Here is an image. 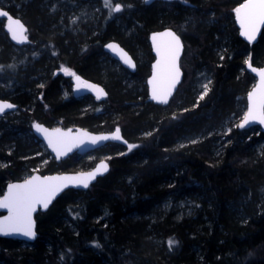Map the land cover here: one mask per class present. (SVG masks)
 Instances as JSON below:
<instances>
[{
	"label": "trees",
	"instance_id": "obj_1",
	"mask_svg": "<svg viewBox=\"0 0 264 264\" xmlns=\"http://www.w3.org/2000/svg\"><path fill=\"white\" fill-rule=\"evenodd\" d=\"M7 1L8 9L26 22L33 36L42 34L54 63L75 67L94 82H103V62H117L103 49L110 40L120 42L131 54L128 41L140 47L138 71L132 74L120 67L142 80L154 60L151 32L170 26L181 36L185 49L184 79L167 106L150 102L146 85L139 98L111 77L108 85L102 83L107 99L86 96L96 105L83 116L80 106L85 98H59L62 90H70L71 79L42 71L51 56L43 52L11 55L14 43L0 26V59L17 65L0 67V74L11 79L7 93L12 100L24 108L21 99L31 94L36 81H48L43 102L37 104L38 114L25 112L22 118L28 115L31 123L38 119L50 126L66 115L63 128L81 126L94 132L120 126L128 145H135L131 150L115 143L103 148L120 152L111 158V171L87 191L65 192L47 212L37 215L39 236L32 255L18 260L5 248L21 241L0 238V260L42 264L48 259L54 263L59 256L61 264H264V150L260 151L264 131L239 127L247 110V94L255 84L247 61L264 66V30L254 45L240 37L235 22L240 1L174 0L147 6L142 0H112L121 5L119 14L126 26L135 27V36L129 39L109 24H101L96 34L94 26L69 33L68 24L63 26L54 11L55 3L62 0ZM204 71L212 76V85L201 98L195 82ZM3 93L0 98L6 97ZM113 116L117 119L112 120ZM13 128L14 136L30 130L23 124ZM252 131L259 132L251 135ZM78 157L54 163L42 173L71 171ZM8 158L14 159V166L1 171L0 181L16 180L22 165L15 155ZM196 197L198 208L188 218L179 220L160 209L173 200ZM170 239L175 241L171 248Z\"/></svg>",
	"mask_w": 264,
	"mask_h": 264
},
{
	"label": "rangeland",
	"instance_id": "obj_2",
	"mask_svg": "<svg viewBox=\"0 0 264 264\" xmlns=\"http://www.w3.org/2000/svg\"><path fill=\"white\" fill-rule=\"evenodd\" d=\"M73 4H67L65 0L59 1L58 3H55L57 6V10L55 9L56 13L60 14V22L64 26L65 24H68V32L76 34L79 32V29L87 26H94V34L99 31L101 28V24L103 26L109 24V27L115 30L114 32H117L122 37L125 38H131L134 37V29L133 26H126V24L123 22L122 17L120 16V12H113L109 8L105 7L104 0H73ZM144 2V0H142ZM10 3L7 0H0V8L7 10L9 8ZM116 4H113V6ZM15 16V15H13ZM2 23V24H1ZM0 26H3L5 28L6 24L5 22H0ZM103 28V27H102ZM51 32V30H50ZM112 32V33H114ZM111 33V32H110ZM42 34L40 32L35 33L34 36L31 37V43L24 45V46H18L14 44V46L11 48V55L12 54H19V55H34V53H44L48 56H51V59L48 60V65L42 70L43 72H50V73H56L58 72L59 75H61L63 78H70L71 79V88L68 92L65 90H62L60 92L59 98H68L67 95L74 96V91L72 87V79L74 75H68L64 69H68L72 73H76V70L70 67L69 65H59L57 63H54L52 60V54L50 53V50L48 49V45L45 41V39L42 38ZM51 36V33L49 35V38ZM134 41V40H133ZM130 48L132 50V54L136 57V61L138 62V65L142 63V54L140 53V47L134 46L132 41H128ZM70 52H72L70 49H68ZM69 52V54H70ZM47 56V57H48ZM28 57H26V60ZM66 62L68 64L71 63V59L65 58ZM15 61L9 62V59L2 60L0 59V67L1 66H8L11 68H16ZM27 63V62H26ZM24 63V64H26ZM57 67H56V66ZM20 66V65H19ZM102 78H103V84H107L108 81H110L111 77L114 78V80L120 81L123 86H126L128 90L133 91L135 93V96L139 98H143V92L145 91L144 86H147V79H139L136 77H132L130 74H128L126 71L122 70L120 67V63L108 61L107 63H102ZM151 68V67H150ZM149 68V72H150ZM46 78L40 79L36 81V84L34 86V90H32L31 94H29L27 97L21 99L23 104L26 106L24 108H20L18 103H16L17 109H15L12 112H9L8 114L0 117V173L1 171H5L11 167L14 166V159L8 158L12 157L13 155L16 156L17 160L22 161V165L18 170L17 173V181L25 180L29 178L33 173L35 172H43L46 168H48L50 165H53L54 163H57L55 160L54 155L49 151L47 145L41 141L32 131L33 124L37 122H42L40 120H35L32 123L28 120L29 116L27 115L26 118H22V115L25 114V112L32 114L35 113L38 114V111L40 110L37 106L39 102H43V96L44 92L47 86ZM196 86L200 90V97H205V91L207 93L209 92L211 85H212V76L204 71L201 74L198 73L196 77ZM108 85V84H107ZM205 85H207V90L205 89ZM255 85V84H254ZM11 86V79L7 76L0 74V93L5 94L6 97L1 98L4 100H11L13 96H9V93L7 91H10ZM81 109L80 114L85 116L89 113L93 112V109L96 105V103L91 100L85 98L81 101ZM66 118L62 115L58 118L57 121H54L50 127H60L62 128V121ZM117 119L116 116H113L112 120ZM242 121V120H241ZM241 121L239 122L241 124ZM13 124H23L27 129H23L22 131H18L17 134L12 135V131L14 130ZM105 124L104 122L101 123V125ZM72 126H74V123H71ZM238 124L236 123V126ZM13 129V130H12ZM230 126H228L226 132H230ZM259 131H252V134H257ZM4 135V138L2 139V136ZM225 137H221L220 142H223ZM18 140V141H16ZM191 141H194L191 139ZM218 143L219 147H222V143ZM97 150L93 153L79 156L73 165V168H71V171H81V170H89L91 169L99 160L105 159V160H111L112 156L114 154H120V152H114L111 153L107 150ZM264 150V142H262V145L260 146V151ZM8 155V157H6ZM3 155V156H2ZM11 181L9 179L5 180L2 179L0 181V198L4 195L6 192L7 185ZM197 199H190V198H183L180 200H173V203H166L164 206H162L161 211H169L172 214H175L176 219L181 220L182 218H188L192 214H194L198 208V198ZM172 200V199H171ZM171 202V201H170ZM165 212V213H166ZM164 214V213H163ZM162 214V215H163ZM157 242H160L162 244V240H157ZM10 243L6 244V252L11 255H15V257L18 260H23L27 255H32V252L35 250V246L33 243L28 242H19V243ZM0 264H9L6 260L1 259ZM30 264H37V263H30ZM41 264V263H40ZM42 264H61V260L58 256V259L54 263L51 262L50 259L45 260Z\"/></svg>",
	"mask_w": 264,
	"mask_h": 264
},
{
	"label": "snow or ice",
	"instance_id": "obj_3",
	"mask_svg": "<svg viewBox=\"0 0 264 264\" xmlns=\"http://www.w3.org/2000/svg\"><path fill=\"white\" fill-rule=\"evenodd\" d=\"M105 7L109 8L113 12H120L122 10L121 5L116 4L113 6L112 0H104ZM237 19L240 22L243 29L242 35H245L249 40L254 39L256 31L260 25H264V0H246L240 7L235 9ZM0 16H8L6 12L0 11ZM10 18V17H9ZM11 19V18H10ZM20 30L19 35L17 29L10 28L9 31L12 34V39L22 43L26 40V36H23V25L19 20L13 21ZM162 36L170 37V41L166 42L163 46L157 44V52L161 57V60L157 61L156 73L153 75L149 83L152 85V99L157 100L160 103H167L168 97L171 95L172 89L178 82L179 67L177 60L179 58V52L181 50V44L179 37L175 36L172 32H166L159 34ZM157 36H153L155 41ZM113 51H119L122 54V59L125 64L130 67H135L131 59L127 57L126 53H123L122 49H118L116 45H109ZM251 67V65H249ZM68 75H75L68 69H64ZM252 71H257L255 68ZM261 78V89L258 95L256 91L249 93V100L251 105L247 114L244 116L243 123L239 127H244L249 121L259 120L264 124V70L259 71ZM77 87L85 86L92 88L99 94L103 92L102 89L96 88L94 85L85 84L80 80V77H76ZM207 90V85L204 86ZM207 91H205V95ZM14 105L6 102H0V114L4 113L6 109L13 108ZM37 131L46 134L49 146L57 152V156L66 155L67 151H71L72 139L70 133H64L60 129H54L52 132H48L47 129L41 125H35ZM84 135H87L86 133ZM119 140V129L112 137H91L93 144L100 140L107 139ZM135 147V145H129V149ZM106 170V165H101L93 173L87 175L81 174L80 177H32L25 180L22 184H12L8 187V194L0 200V208H6L9 210V216L5 220L0 221V233H21L28 237H34L32 213L35 211L37 205H42L47 208L48 204L54 198L56 193L61 190L62 187L67 186L65 182L76 181L82 183L84 187L88 186V180L94 179L96 174L100 172V169ZM168 246L171 248L175 241L169 240Z\"/></svg>",
	"mask_w": 264,
	"mask_h": 264
},
{
	"label": "water",
	"instance_id": "obj_4",
	"mask_svg": "<svg viewBox=\"0 0 264 264\" xmlns=\"http://www.w3.org/2000/svg\"><path fill=\"white\" fill-rule=\"evenodd\" d=\"M159 1L171 2L173 0H144V4L149 6V5H152L153 3L159 2ZM245 2H246V0H241V3L237 7H240V5L245 3ZM0 11L6 12L8 14V16H0V18L6 20L5 30L8 33L11 41L14 44L18 45V46H24V45L29 44L30 43V38L28 36L29 27L24 22V20L22 18L13 16L11 13H9V11H7L5 9L0 8ZM15 20H19L20 24H22L23 28L26 30V31H23V36H26L27 39L24 40V42H22V43L18 42L17 40L12 39V34L9 31L10 28L17 29V32H18V35H19L20 30H19L18 26L16 24H14V22H13ZM235 22H236V26L238 27L240 37L246 43L254 45L255 43H257L259 41V39L261 37V34H262L263 30H264V25H260L258 27L257 31H256L254 39L249 40L245 35H242L243 29L241 28L240 22L237 19L236 13H235ZM166 32H172V33L175 34V36L179 37V41H180V44H181L182 47H181V50L179 52V58L177 60V65L179 67V73H180L179 74V78H178V82L175 84V87L172 89L171 95L168 97V102L165 104V103H160L157 100L152 99V85L149 83V81L152 79L153 75L156 73V67L155 66L157 64V61L161 60V57H160V55L157 52V44H160L161 46H163L166 42L170 41V39H171L170 37L159 35V34H163V33H166ZM154 35L157 36V39L155 41L153 40V36ZM150 43H151V48H152L153 55L155 56V60L152 63L151 74H150V76L148 78V81H147L148 94H149L148 99H149L150 102H153L155 104L167 106L170 103V101L172 100V98L175 96V94L177 93V91L179 89V86L181 85V83H182V81L184 79V72H183V69L181 67V59H182V56L184 54V49H185L184 42H183L181 36L174 29L169 27V28H165L163 30L152 32L150 34ZM109 45H116V46H118V49H122L123 53L127 54V57L131 59L132 63L135 65V67H130L128 64H125L124 60L122 59V54L119 51H113L112 48L108 47ZM103 49H104V51L106 53H108L110 56H112L115 60L120 62L121 65L123 67H125L126 69H128L131 73H136L137 72V62H136V60L134 59L133 55L127 49H125L122 46V44L120 42L115 41V40L109 41V42L104 44ZM249 65H251V67H249ZM253 68H255L257 71H255V72L252 71ZM247 69H248L249 73L252 74L255 77V79H256V83H255L254 87L250 90L249 93H252L253 91H256L257 94L259 95L260 94V89H261V78H260L258 73H259L260 70H264V66L257 67L255 65H253L251 60L249 59L247 61ZM77 76L80 77V80L82 82H84L85 84L94 85V86H96V88L102 89L103 92L99 94V98H97L98 97L97 91L92 89V88H88V87H85V86H81V87L78 88L77 87V83L78 82L76 80ZM73 91H74V97L76 99H80V98H83L85 96H92L93 98H95L98 101H104L108 97V91L106 90V88L102 84L97 83V82H93L91 80H88V79L84 78L80 74L75 75V77L73 78ZM249 93L247 94V97H246L247 110H246L245 115L247 114V112L249 110V107L251 105V101L249 100ZM0 102H6V103H10V104L14 105L13 108L6 109L4 113L0 114V117L6 115L9 112H12V111H14L16 109V105L14 103L8 101V100L0 99ZM242 123H243V120H242L241 124ZM37 124L41 125L45 129H47L48 132H52L54 129H60L64 133H70V137L73 138L72 139V145L73 146L71 148V151H67L66 155H60L58 157L57 156V152L54 151V149L51 146H49L46 134L43 133V132L37 131V129L35 127V125H37ZM253 127H260L264 131V124L260 123L259 120L249 121L248 124H245L244 127H241V128L242 129H250V128H253ZM117 129H119V136L121 137V139L116 140V139L109 138L107 140H100V141H98L95 144H93L91 142V137H104V136L112 137L113 134L116 133ZM33 132L41 141H43L47 145L49 151L54 155V157H55V159L57 161L66 160L70 156H73L74 154L84 155V154H87V153H90V152H93V151H96V150H100L101 148L106 147L108 144L115 143V144H121V145H124V146H128V144H129L128 140L125 139V137L123 135V131H122L120 126H116L114 128V130L109 131V132H94V131H91V130H89L87 128L81 127V126L69 127V128H60V127L55 128V127H49L43 122H37V123H35L33 125ZM85 133L87 135H84ZM102 164L106 165V170L101 168L100 172L96 174L94 179L88 180V186L87 187H84L82 183H79V182H76V181H67V182H65L67 186L62 187L61 190L56 193L54 198L48 204L47 208H44L42 205H37L36 206L35 211L32 213L33 232L35 233L34 237H28V236H25V235H23L21 233H10V234H7V235L0 233V238L18 239V240H21V241H24V242L34 243L37 240L38 236H39L37 215L39 213L47 212L53 206V204L58 200V198H60L65 192H67L69 190H82V191L89 190L92 187V185L97 183L99 178L104 177L105 175H107L111 171V164L107 160L103 159V160L98 161L96 163V165L93 168L89 169V170L54 172V173H49V174H42L40 172L33 173L29 178H27L25 180L31 179L32 177H36V176H39L41 178H43V177H80L81 174L87 175L89 173L95 172L97 170V168H99ZM25 180L11 181L7 185L6 192L0 198V200H2L8 194V187L10 185H12V184H22V183H24ZM9 214L10 213H9L8 209L0 208V221L5 220V218L8 217Z\"/></svg>",
	"mask_w": 264,
	"mask_h": 264
},
{
	"label": "flooded vegetation",
	"instance_id": "obj_5",
	"mask_svg": "<svg viewBox=\"0 0 264 264\" xmlns=\"http://www.w3.org/2000/svg\"><path fill=\"white\" fill-rule=\"evenodd\" d=\"M174 1V0H173ZM159 2H164V1H159ZM7 11H9V13H11L12 15H14L9 9H7ZM15 17H19V16H16L15 15ZM0 21L1 22H5V24H6V20L5 19H1L0 18ZM25 22V21H24ZM26 23V22H25ZM29 27V26H28ZM170 26H166L165 28H169ZM165 28H163V29H165ZM170 28H172V27H170ZM163 29H159V30H163ZM172 29H174V28H172ZM159 30H155V31H159ZM175 30V29H174ZM155 31H153V32H155ZM152 33V32H151ZM8 34V33H7ZM9 36V35H8ZM28 36H29V38H30V43H31V37L33 36V34H32V30H31V28L29 27V31H28ZM10 38V37H9ZM11 40V39H10ZM110 41H112V40H110ZM12 42V41H11ZM109 42V41H108ZM13 43V42H12ZM29 43V44H30ZM105 43H107V42H105ZM104 43V44H105ZM149 43H150V36H149ZM104 46V45H103ZM150 47H151V43H150ZM108 54V53H107ZM152 54H153V52H152ZM154 56V55H153ZM135 58V57H134ZM154 58H155V56H154ZM135 60H136V58H135ZM154 61V60H153ZM118 62V61H117ZM137 62V61H136ZM153 63V62H152ZM121 65V64H120ZM122 66V65H121ZM73 69H75V67H72ZM123 68H125V67H123ZM126 69V68H125ZM138 69H139V65H138V62H137V71H138ZM76 70V69H75ZM128 70V69H127ZM151 70H152V64H151V68H150V73H149V75L146 77V79L148 80V78H149V76H150V74H151ZM130 72V71H129ZM131 73V72H130ZM78 74H80V75H82L84 78H86V79H88V80H90L89 78H87V77H85L83 74H81V73H79V72H77V70H76V73H75V75H78ZM132 74H135V73H132ZM75 75L73 76V78L75 77ZM92 81V80H91ZM94 82V81H93ZM98 83V82H97ZM100 84H102V83H100ZM103 85V84H102ZM104 86V85H103ZM72 87H73V79H72ZM106 88V87H105ZM73 89V88H72ZM106 90H107V88H106ZM108 91V90H107ZM109 94V93H108ZM86 97V96H85ZM85 97H83V98H85ZM1 99V98H0ZM80 99H82V98H80ZM2 100H4V99H2ZM8 100V99H7ZM8 101H10V102H12V103H14L15 105H16V109H17V104L11 99V100H8ZM19 107V106H18ZM34 125V124H33ZM48 126V125H47ZM50 127V126H49ZM32 131H33V126H32ZM103 132V131H102ZM105 132V131H104ZM109 145V144H108ZM105 148V147H104ZM102 149V148H101ZM97 151V150H96ZM93 152H95V151H93ZM93 152H90V153H93ZM90 153H87V154H90ZM87 154H84V155H87ZM74 155H78V156H84V155H79V154H74ZM71 157V156H70ZM69 157V158H70ZM68 158V159H69ZM56 160V159H55ZM101 160H103V159H101ZM63 160H61V161H57L56 160V162L57 163H60V162H62ZM100 161V160H99ZM110 164H111V160H107ZM96 165V164H95ZM94 165V166H95ZM93 166V167H94ZM92 167V168H93ZM40 173H42V172H40ZM42 174H44V173H42Z\"/></svg>",
	"mask_w": 264,
	"mask_h": 264
},
{
	"label": "bare ground",
	"instance_id": "obj_6",
	"mask_svg": "<svg viewBox=\"0 0 264 264\" xmlns=\"http://www.w3.org/2000/svg\"><path fill=\"white\" fill-rule=\"evenodd\" d=\"M105 87V86H104Z\"/></svg>",
	"mask_w": 264,
	"mask_h": 264
}]
</instances>
